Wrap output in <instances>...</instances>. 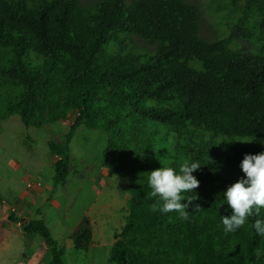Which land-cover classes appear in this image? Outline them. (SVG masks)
Listing matches in <instances>:
<instances>
[{
	"label": "trees",
	"instance_id": "trees-1",
	"mask_svg": "<svg viewBox=\"0 0 264 264\" xmlns=\"http://www.w3.org/2000/svg\"><path fill=\"white\" fill-rule=\"evenodd\" d=\"M233 13L231 39L241 50L227 39H202L201 12L185 0H100L91 7L0 0V134L14 116L29 126L38 96L49 106L47 124L74 114L65 146L48 143L57 157L56 185L68 178L77 131L107 134L103 163L130 180L131 194L111 249L115 264H264V236L252 227L264 209L233 233L221 221L231 215L223 192L244 177V156L264 152V22L255 13ZM125 36L157 47L136 56ZM185 162L201 165L192 173L201 210L189 206L182 220L159 211L148 177L161 167L179 173ZM15 215L8 218L19 223ZM25 234L44 240L49 264H64V249L43 219H30ZM70 237L76 249L90 248L87 218Z\"/></svg>",
	"mask_w": 264,
	"mask_h": 264
},
{
	"label": "rangeland",
	"instance_id": "rangeland-1",
	"mask_svg": "<svg viewBox=\"0 0 264 264\" xmlns=\"http://www.w3.org/2000/svg\"><path fill=\"white\" fill-rule=\"evenodd\" d=\"M100 0H79L91 7ZM131 4L138 0H125ZM199 8L202 18L200 36L207 42L229 40L234 50L244 45L231 39L229 28L233 11L255 13L264 22V0H185ZM128 53L144 56L153 52L157 43L136 36H125ZM116 48L112 47L111 51ZM49 106L42 96L30 105V124L20 116L2 123L0 134V264H19L25 253L39 250L38 264H49L50 252L40 236L28 239L22 230V218L40 217L45 220L52 236L64 249V264H115L111 249L126 224L130 180L119 177L115 166L103 163L108 136L103 131L81 127L69 145L71 156L65 184L54 182L53 164L57 157L48 143L66 144V136L75 119L46 123ZM17 214L19 223L8 219ZM87 218L92 227L93 241L88 250L76 249L71 233ZM6 252V254H5ZM45 252V254H43ZM3 253V254H2ZM23 253V255H22ZM22 255V256H21ZM44 261H43V258Z\"/></svg>",
	"mask_w": 264,
	"mask_h": 264
},
{
	"label": "clouds",
	"instance_id": "clouds-1",
	"mask_svg": "<svg viewBox=\"0 0 264 264\" xmlns=\"http://www.w3.org/2000/svg\"><path fill=\"white\" fill-rule=\"evenodd\" d=\"M252 141H248L250 143ZM264 143V142H262ZM244 177L227 187L223 192L226 205L231 209V215L221 217L225 233H233L244 227L249 218L261 216L264 209V152L252 155L246 154L240 164ZM201 168L199 162L183 163L177 173L171 167H161L149 173L148 187L151 196L158 197L162 202L159 211L162 214L178 213V218L187 220L192 206L193 212L200 211L195 190L199 180L192 173ZM184 193H195L187 197ZM186 200L187 203L181 201ZM256 234L264 236V218H255L252 224Z\"/></svg>",
	"mask_w": 264,
	"mask_h": 264
},
{
	"label": "crops",
	"instance_id": "crops-1",
	"mask_svg": "<svg viewBox=\"0 0 264 264\" xmlns=\"http://www.w3.org/2000/svg\"><path fill=\"white\" fill-rule=\"evenodd\" d=\"M16 217H17V214L15 215ZM28 219V221L30 220V219H42L41 217H40V215H38V216H35V217H28V216H26ZM18 218V217H17ZM9 219V218H8ZM23 219V218H22ZM24 219H26V218H24ZM45 221V220H44ZM46 223V222H45ZM47 225V224H46ZM78 226V225H77ZM22 230H23V227H22ZM75 230V229H74ZM73 230V231H74ZM72 231V232H73ZM72 234V233H71ZM46 249L47 248H45V252H46ZM1 252V251H0ZM45 252L43 253V254H45ZM3 254V253H2ZM5 254H6V252H5ZM64 254H65V252H64ZM22 255H23V253H22ZM21 255V256H22ZM40 252H39V250L38 251H36V252H34V253H32V252H30V253H25V255L23 256V261H21L19 264H38V262H39V259H40ZM43 258V257H42ZM3 259V256H0V263H2V260ZM43 261H44V258H43Z\"/></svg>",
	"mask_w": 264,
	"mask_h": 264
},
{
	"label": "water",
	"instance_id": "water-1",
	"mask_svg": "<svg viewBox=\"0 0 264 264\" xmlns=\"http://www.w3.org/2000/svg\"><path fill=\"white\" fill-rule=\"evenodd\" d=\"M22 221H23V231H25L26 226L28 225L29 221L24 218L22 219Z\"/></svg>",
	"mask_w": 264,
	"mask_h": 264
}]
</instances>
